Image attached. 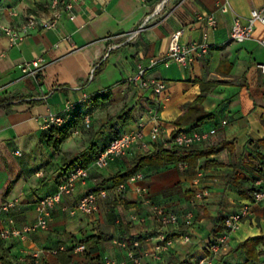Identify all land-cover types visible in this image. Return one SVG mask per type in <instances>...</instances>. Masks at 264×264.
<instances>
[{"label":"crops","instance_id":"obj_1","mask_svg":"<svg viewBox=\"0 0 264 264\" xmlns=\"http://www.w3.org/2000/svg\"><path fill=\"white\" fill-rule=\"evenodd\" d=\"M49 5L50 0H0V24L19 26L30 15L50 17ZM262 6L263 0H79L76 19L65 15L56 28L34 29L18 44H12L0 29V228L10 219L21 229L35 224L36 203L57 192L70 172L66 164L92 144L101 151L116 132L150 123L155 112L167 137L184 129L209 134L206 142L196 145L202 148L231 143L200 159L194 175L182 173L185 165L147 167L142 171L144 181H127L126 192L121 196L112 192L100 201L96 213L70 215L64 206L98 188L112 189L113 184L105 185L104 180L126 170L132 159L154 150L157 143L145 148L136 145L106 168H98L93 161L88 166L89 179L78 183L75 192L52 210L49 229L1 241L0 257L9 255L16 264H98L106 259L136 264L122 243L129 247L138 243L142 264H197L224 230L225 218L249 206L250 215L215 264H264V244L258 246L257 260L237 250L240 243L264 233V202L256 203L242 193V188H256L264 162V73L258 66L264 62L260 41L264 24H257L251 39H231L234 19H247ZM200 15H213L217 26L200 20ZM180 28L185 30L184 42L203 41L208 32V52L189 67L177 61L152 65V59L167 54L171 36ZM136 30L137 36L131 39ZM40 56L46 60L40 77L23 73L21 64ZM103 61V69L94 72ZM140 64L149 75L166 81L163 93L133 80ZM202 92L206 93L204 110L213 117L175 125L186 104ZM97 96L104 100L96 103ZM68 100L79 102V112L89 114L92 125L83 130V121L55 151L42 134L52 125L51 115H60L67 123L75 117L66 111ZM123 112H131L124 125L119 119ZM198 193L204 196L198 198ZM116 199L125 208L126 219L113 217L117 213L109 204ZM9 203L14 206L5 211ZM149 204L179 215L193 211V224L182 220L163 229ZM159 233L173 244L154 255ZM78 244H86L87 251L74 253ZM54 250L68 255H54ZM40 251L43 255L34 257ZM69 257L72 261L65 262Z\"/></svg>","mask_w":264,"mask_h":264},{"label":"built area","instance_id":"obj_2","mask_svg":"<svg viewBox=\"0 0 264 264\" xmlns=\"http://www.w3.org/2000/svg\"><path fill=\"white\" fill-rule=\"evenodd\" d=\"M79 0H50V12L51 16L46 15H30L19 26L10 24H0V29L10 38L12 44H18L26 39L29 33L37 28H56L62 17L65 15L69 19H76L75 8ZM224 11L227 8L224 7ZM200 20H205L208 24L216 27L217 19L213 15H200ZM258 23L264 24V0L263 6L260 9H254L249 18L244 19L237 16L234 19L231 29V39L236 42H244L253 37V33ZM184 28L177 29L171 36L170 46L167 54L161 59H152V65L163 62L169 65L172 61H177L183 67H189L197 58L205 55L210 44L207 41L208 32L204 33L203 41L184 42L182 37L184 35ZM139 30L134 31L130 38L133 39L137 36ZM264 45V38L260 40ZM45 58L40 56L31 61L21 64L23 73L27 75H33L40 77L41 72L45 68ZM259 68L264 73V62L258 63ZM96 69H94V72ZM93 72V74H94ZM92 74V76H93ZM133 80L141 87L146 89H152L156 93L161 94L166 90L167 83L164 79L157 78L148 74V68L140 64L136 71ZM86 94L84 98H87ZM79 102H72L68 100L65 103L66 111L74 112ZM50 124L61 126L65 123V118L60 115H51L49 117ZM92 124V118L90 115L84 117V125L90 129ZM209 139L207 132L181 130L171 136H165V131L160 121L158 113H154L150 123H143L136 130L125 132L115 140L111 142L109 147L104 150L100 156L95 160V165L102 169L109 166L110 162L115 158L126 155L134 146L145 148L151 143H162L164 147H193L201 143L206 142ZM90 177L89 168L77 167L70 172L64 182H62L57 192L52 195L46 196L40 199L36 203L37 221L33 225L25 226L24 228H18L13 219L9 220V224L0 228V242L7 241L14 238H24L30 233L37 231H46L50 227L52 210L65 198L71 196L78 185V183L86 182ZM145 175L140 172L128 180L130 183L137 181H144ZM128 182L121 184L112 189L107 187L98 188L95 191L87 193L78 202L72 205L64 206V211L70 215H76L78 213L94 214L99 209V203L103 199H107L113 192L115 195H123L127 188ZM197 183V182H196ZM141 191L147 192V189L142 187ZM203 193H198L197 197L202 198ZM254 201L256 203L264 202V162L262 168V175L256 181V191L254 193ZM148 203H151L150 198H146ZM13 203H9L4 206L5 211H9L13 207ZM155 211L156 222L164 229L173 225H179L182 220L187 225H192L194 221V212L189 211L183 215L168 211L161 205L152 204ZM250 215V207L244 206L240 211L233 213L226 217L225 227L222 233H220L215 241H213L209 247L208 255L200 260L197 264H215L217 257L221 252L228 247L233 235L240 229V226L244 219ZM159 241L154 246L152 254L157 255L167 251L173 244L172 239L166 237L164 233L158 234ZM186 241H189V237H185ZM128 250V256L136 264H142V259L139 257L137 248L139 244L135 243L132 247H129L126 243H122ZM74 253H84L87 251L86 244H78L73 249ZM44 251H40L34 254V257L39 258L43 255ZM52 254L57 255L59 250L51 251ZM98 264H117L115 260L106 259L100 261Z\"/></svg>","mask_w":264,"mask_h":264},{"label":"trees","instance_id":"obj_3","mask_svg":"<svg viewBox=\"0 0 264 264\" xmlns=\"http://www.w3.org/2000/svg\"><path fill=\"white\" fill-rule=\"evenodd\" d=\"M104 65L105 61L98 65L96 70H102ZM205 98L206 93L202 92L195 101L187 103L184 115L177 119L175 125L182 126L185 123H189L192 121L203 122L205 120L211 119L213 115L207 113L204 110L203 101L205 100ZM103 100L104 97L97 96L95 101L96 103H101ZM33 101L38 102L39 100ZM78 112L79 110L77 106L76 110L74 111L76 115L71 121L67 123L65 120V123L61 126L51 125L50 127H48L47 131L42 134V139L50 148H53L55 151H59L61 146L70 138L72 133L82 124V122L84 121V117L86 115H89ZM119 119L124 125L125 122L131 119V112H128L127 114H124L123 112L119 116ZM110 126L111 129L115 128L113 122H110ZM115 134V137L111 139L109 145L113 140L121 136L123 133L120 134L119 132H116ZM230 144L231 143L225 141L223 143H220L219 145L208 146L204 148L199 146L188 148H168L164 147L162 143H157L154 150L137 155L134 159H132L130 165L126 170L109 176L104 180V184L106 185L112 183L113 187H117L121 184H124L147 167L163 168L172 164H175L177 166L185 165L186 169L182 173L186 175H194L196 173L200 159L208 158L209 156L219 152L222 147H228ZM261 144L264 146V140L261 142ZM109 145L99 151L96 148V144H92L88 149L81 152L74 160L66 164L68 170H70L71 172L72 170L80 166L88 168L89 164L95 161L100 156V154L109 147ZM212 163L213 162H211L210 164ZM255 191L256 188L251 190L242 188V193L245 196L251 198L254 197ZM168 238L170 239V237ZM261 244H264V233H262L260 236L249 238L246 241L240 243L237 247V250H244L250 259L257 260L259 257L258 246ZM58 254L60 257L68 255L67 253H64L62 251H59ZM0 261H2L4 264H16L15 261L6 254L0 257ZM64 261L69 263L72 261V258L69 257Z\"/></svg>","mask_w":264,"mask_h":264},{"label":"rangeland","instance_id":"obj_4","mask_svg":"<svg viewBox=\"0 0 264 264\" xmlns=\"http://www.w3.org/2000/svg\"><path fill=\"white\" fill-rule=\"evenodd\" d=\"M92 125V124H91ZM84 126V128H83V130L84 129H88V128H86L85 127V125H83ZM113 134L114 133H111V135H110V137L111 136H113ZM109 140H110V138H109ZM129 153V152H128ZM127 153V154H128ZM126 154V155H127ZM123 157V156H122ZM115 195V194H114ZM116 197V196H115ZM110 205V207H111V209L113 210V213H117V214H115V215H113V217H117V218H123L124 217V219H126L127 218V216H126V213H125V208L122 206V205H120V202L116 199V201L114 202H111V204H109ZM113 206V207H112ZM149 206L151 207V205L149 204ZM151 209H152V207H151ZM153 210V209H152Z\"/></svg>","mask_w":264,"mask_h":264}]
</instances>
